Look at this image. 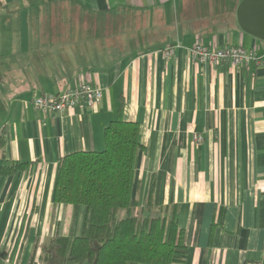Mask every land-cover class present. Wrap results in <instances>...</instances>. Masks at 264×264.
<instances>
[{
    "label": "crops",
    "instance_id": "1",
    "mask_svg": "<svg viewBox=\"0 0 264 264\" xmlns=\"http://www.w3.org/2000/svg\"><path fill=\"white\" fill-rule=\"evenodd\" d=\"M241 0H3L0 3V175L3 264H31L60 234H79L84 207L56 203L60 158L101 150L119 114L140 125L133 203L155 179L156 205H178L184 264H264V62L211 65L189 48L242 45L264 61V39L244 31ZM180 44L166 57L163 49ZM82 82L94 106L44 112L33 100ZM204 136L195 140V134ZM88 264V263H81ZM130 264H147L130 262Z\"/></svg>",
    "mask_w": 264,
    "mask_h": 264
},
{
    "label": "trees",
    "instance_id": "2",
    "mask_svg": "<svg viewBox=\"0 0 264 264\" xmlns=\"http://www.w3.org/2000/svg\"><path fill=\"white\" fill-rule=\"evenodd\" d=\"M3 0H0L2 3ZM118 116L104 130L101 150H80L60 158L54 200L84 207L79 234L56 235L42 246L45 264H184L187 245L178 205H156L155 179L143 206L133 203L139 152L144 148L136 121ZM0 136V153L4 152ZM26 161L0 164V175L30 168ZM0 246V264L7 258ZM32 256L31 264H37Z\"/></svg>",
    "mask_w": 264,
    "mask_h": 264
},
{
    "label": "built area",
    "instance_id": "3",
    "mask_svg": "<svg viewBox=\"0 0 264 264\" xmlns=\"http://www.w3.org/2000/svg\"><path fill=\"white\" fill-rule=\"evenodd\" d=\"M180 44H173L163 49L166 57L173 56ZM189 53L194 61L208 63L211 65L229 64L232 66L248 65L254 63L262 64L263 58L252 48L242 45H209L201 41L196 42L189 48ZM103 88L91 82H82L78 86L69 88L61 93H41L34 98L33 104L36 109L44 112L65 113L73 109L85 106H94L103 98ZM195 140L203 141L204 136L200 133L195 134ZM39 264V263H37ZM246 264H262L250 261Z\"/></svg>",
    "mask_w": 264,
    "mask_h": 264
},
{
    "label": "water",
    "instance_id": "4",
    "mask_svg": "<svg viewBox=\"0 0 264 264\" xmlns=\"http://www.w3.org/2000/svg\"><path fill=\"white\" fill-rule=\"evenodd\" d=\"M237 19L244 31L264 39V0H241Z\"/></svg>",
    "mask_w": 264,
    "mask_h": 264
},
{
    "label": "rangeland",
    "instance_id": "5",
    "mask_svg": "<svg viewBox=\"0 0 264 264\" xmlns=\"http://www.w3.org/2000/svg\"><path fill=\"white\" fill-rule=\"evenodd\" d=\"M55 94V93H54Z\"/></svg>",
    "mask_w": 264,
    "mask_h": 264
}]
</instances>
